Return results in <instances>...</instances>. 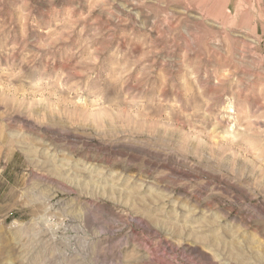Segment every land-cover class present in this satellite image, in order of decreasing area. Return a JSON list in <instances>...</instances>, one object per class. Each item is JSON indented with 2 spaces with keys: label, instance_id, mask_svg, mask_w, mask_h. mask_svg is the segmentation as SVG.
Masks as SVG:
<instances>
[{
  "label": "rangeland",
  "instance_id": "374dc122",
  "mask_svg": "<svg viewBox=\"0 0 264 264\" xmlns=\"http://www.w3.org/2000/svg\"><path fill=\"white\" fill-rule=\"evenodd\" d=\"M0 264H264V0H0Z\"/></svg>",
  "mask_w": 264,
  "mask_h": 264
}]
</instances>
